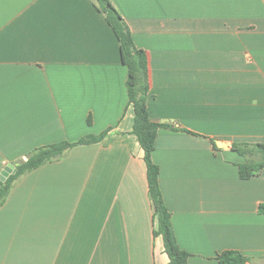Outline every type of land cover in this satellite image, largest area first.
Returning a JSON list of instances; mask_svg holds the SVG:
<instances>
[{
  "label": "crops",
  "instance_id": "crops-1",
  "mask_svg": "<svg viewBox=\"0 0 264 264\" xmlns=\"http://www.w3.org/2000/svg\"><path fill=\"white\" fill-rule=\"evenodd\" d=\"M110 1L147 52L151 120L173 126L152 160L188 264L227 250L264 264V168L241 179L231 148L264 144V0ZM127 76L93 0H0V176L37 147L106 131L14 181L0 264H169Z\"/></svg>",
  "mask_w": 264,
  "mask_h": 264
},
{
  "label": "trees",
  "instance_id": "trees-1",
  "mask_svg": "<svg viewBox=\"0 0 264 264\" xmlns=\"http://www.w3.org/2000/svg\"><path fill=\"white\" fill-rule=\"evenodd\" d=\"M95 7L103 14L105 21L111 27L119 42L121 61L126 66L127 95L133 109L132 133L136 136L143 150L146 164L148 195L153 207L155 236H161L164 251L169 258V264H188L189 252L179 247L171 223V214L166 207L159 185V166L152 160V151L158 128H172L169 123H159L151 120L146 97L149 91L148 55L144 49L136 47L133 36L124 18L113 6L110 0H93ZM106 131L97 135H89L75 142L61 140L33 149L26 155V159L15 162V171L4 181L0 180V206L4 203L8 192L16 179L22 174L40 165L59 159L65 151L78 144H88L101 140ZM213 141V140H212ZM232 150L244 157V161L237 164L241 179H247L264 168L263 143H233ZM237 251L227 250L217 254L221 264H240L249 260Z\"/></svg>",
  "mask_w": 264,
  "mask_h": 264
},
{
  "label": "water",
  "instance_id": "water-1",
  "mask_svg": "<svg viewBox=\"0 0 264 264\" xmlns=\"http://www.w3.org/2000/svg\"><path fill=\"white\" fill-rule=\"evenodd\" d=\"M12 172H14V166L12 164H7L1 172L0 180L4 181Z\"/></svg>",
  "mask_w": 264,
  "mask_h": 264
}]
</instances>
